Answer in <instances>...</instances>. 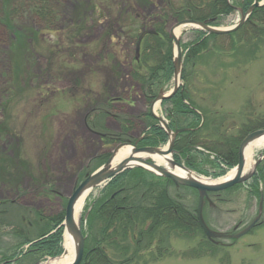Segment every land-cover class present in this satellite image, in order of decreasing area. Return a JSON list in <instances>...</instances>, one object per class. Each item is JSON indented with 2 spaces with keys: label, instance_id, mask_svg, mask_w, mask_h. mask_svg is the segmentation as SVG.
<instances>
[{
  "label": "rangeland",
  "instance_id": "374dc122",
  "mask_svg": "<svg viewBox=\"0 0 264 264\" xmlns=\"http://www.w3.org/2000/svg\"><path fill=\"white\" fill-rule=\"evenodd\" d=\"M227 1L235 10L218 16L219 24L212 25L215 28L232 27L241 18L239 9L245 0ZM256 1L264 5L263 0ZM62 2L65 18L55 32L38 29L29 44L24 39L17 46L12 59L5 62L6 68L0 60V76L7 70L11 80V90L5 93L6 78L0 77V259L2 253L15 258L14 249H8L21 241L17 232L27 230L32 235L42 222L38 218L61 212L74 183L104 163L121 141L107 143L102 136L118 132L119 119L126 121L133 140L147 129L142 115L149 104L144 102L142 87L129 76L134 52L125 30L135 14L146 22L157 20L162 0H113L109 9L97 7L95 11L94 0ZM248 2L254 4V0ZM249 16L237 28L232 46L226 41L218 44L222 53L199 54L203 57L184 70L186 81L181 71L179 86L189 90V100L202 116L200 141L211 150L202 149L201 144L197 148L206 155L227 152L228 146L238 148L248 131L264 127V18L253 22ZM122 19H127L120 27L122 33L114 29L111 42L106 44L108 38L104 37L102 43L100 37L107 28H115ZM178 21L169 18L167 29ZM27 23L30 25L26 16L15 22L21 27ZM194 29L186 25L178 36L182 61L183 45L194 40ZM103 48L107 49L105 54ZM173 86L171 78L158 89L167 94ZM107 103H111L109 108ZM155 105L154 112L167 120L160 102ZM99 108L108 109L110 115H97ZM261 149L255 150L254 160ZM192 164L196 166L192 172L203 178L215 180L227 174H199L214 171L199 157ZM148 178L164 188L156 202L134 205L130 204L131 193L124 196L107 233L101 237L100 249L86 253L85 264H264L263 184L258 185L263 206L257 225L234 242L211 241L195 219L196 192L175 187L170 181L166 186L162 179ZM102 188L89 192L81 212L85 251L96 245L101 226L97 217L92 220L94 212L86 210L100 197ZM253 190L248 181L210 193V204L203 212L207 225L230 231L248 224L258 209ZM102 249L108 259L102 257ZM24 257L17 264L47 263L51 259Z\"/></svg>",
  "mask_w": 264,
  "mask_h": 264
},
{
  "label": "trees",
  "instance_id": "16d2710c",
  "mask_svg": "<svg viewBox=\"0 0 264 264\" xmlns=\"http://www.w3.org/2000/svg\"><path fill=\"white\" fill-rule=\"evenodd\" d=\"M113 0H94V11L97 7L109 9V3ZM245 0L242 9L247 10L250 2ZM178 4V5H177ZM235 10L234 6L227 0H162L161 12L156 16L158 19L146 22L140 20L135 14L130 17V23H126L127 19L123 20L119 25V21L116 22L115 28L110 25L104 33V36L100 37V41L104 42V37L108 38L110 43V34L114 32V29H118L122 33V23H126L127 30L125 33L130 34V40L133 44V57H131V66L129 76L142 87L143 98L146 104H149L158 92V85L162 82H168L173 76V64H172V39L168 34V20L173 18L174 20L190 19L205 22L210 25H218V16L229 15ZM93 11V12H94ZM65 4L62 0H0V47L3 52H0V60L9 63L12 59L11 56L17 49V46L23 43L29 44L31 40L39 33L38 29L44 31L55 32V27L64 21L65 18ZM223 14V15H222ZM26 16L30 22L25 27H21L15 24L19 17ZM75 16V14H74ZM76 17V16H75ZM264 18V5L256 7L249 16V20L259 21ZM149 24V25H148ZM151 29V34H146L140 43L139 54L135 55V45L139 34L145 30ZM196 37L194 40L183 45L185 53L183 57V73L182 78L186 81L184 70L186 66L190 67L196 64L201 55L199 54H211L222 53L221 48L218 47L227 44L233 45V38L237 35L238 30L224 34H206L205 31L200 29H194ZM209 41L212 42L211 46ZM219 41H224L218 43ZM104 45V48L106 47ZM216 44V45H215ZM103 48V49H104ZM54 52V51H52ZM201 52V53H200ZM53 54V53H51ZM203 56H201L202 58ZM9 67V66H8ZM6 68V65H5ZM7 71V70H6ZM4 71L0 77L6 78L3 84L5 86L4 91L7 93V89H10L11 80L9 79L8 72ZM9 71V70H8ZM189 90L179 89L174 95L169 98H165L161 101V107H163L164 116L167 118L168 126L175 130L177 128H188L177 135L174 147L178 150V154L175 156L176 160H183L184 163L190 168H196L192 163L196 157H199L202 162L210 164L214 170L212 174H208L205 171H199L201 174L211 175L214 177L221 176L226 173L228 169L233 167L237 161V147L231 148L228 146V151L223 153L213 152V158L210 159L209 155H206L204 151L198 150L197 145L201 144L200 141V122L202 116L196 111L189 100ZM110 105V104H109ZM108 107V103H107ZM108 110V109H107ZM106 109H97V115H109L110 113ZM142 117L146 118L145 124L147 125L144 137L139 142L140 145L158 146L167 142L168 135L166 131L160 126L159 122L153 118L149 111H146ZM118 132L106 134V142H114L115 140L132 141L129 132L130 127L125 124L123 119L118 120ZM201 127V126H200ZM132 128V127H131ZM211 150L208 146H203L202 149ZM264 153V150H263ZM178 161V162H179ZM129 181L123 182L121 186L124 188L117 196L111 197L110 192L106 191L101 199H97V204L93 205L91 212H94L92 220L97 217V222L100 225V234L105 235L107 233L109 223L117 209H119L122 196L137 195L138 199L135 200L137 204H145L149 199H153L152 203H155L158 195L164 189L159 182L147 181L148 177H156L149 171L141 168H133L118 175L116 179L121 181L125 180L126 176H129ZM160 179V178H157ZM163 180V179H162ZM165 181V180H164ZM119 182L113 184L110 187H116ZM251 187L257 194H262L258 185H264V158L259 162L256 170L250 180ZM166 184V181H165ZM263 195V194H262ZM166 209L165 207H161ZM90 212V214H91ZM63 214L64 210L52 217H39L42 219L41 224L34 228L32 235L29 232L22 230L17 232L20 238V242L14 246L9 247L8 251L14 249L13 257H19L14 262H20V258L24 259V256H36L39 258L55 257L62 253V233H63ZM40 216V214L38 215ZM33 236V237H32ZM27 246L23 252L22 248ZM23 256V257H22ZM15 257V258H16ZM7 258V259H6ZM83 260L82 264H85ZM11 255L8 253H2L0 264H12Z\"/></svg>",
  "mask_w": 264,
  "mask_h": 264
},
{
  "label": "water",
  "instance_id": "95a60500",
  "mask_svg": "<svg viewBox=\"0 0 264 264\" xmlns=\"http://www.w3.org/2000/svg\"><path fill=\"white\" fill-rule=\"evenodd\" d=\"M259 5L261 4H259L256 0H254V4L250 6V8L248 9L246 13L243 14L242 10H239L241 14L240 20L236 24H234L232 27H229V28H215V27H211L207 25L204 22L184 19V20H180L176 22L169 29V35L172 37L173 42H174L173 43L174 44V57H173L174 86H173V89L167 94H162L161 92H159V94L157 95V97L154 99V101L152 102L150 106V112L152 113L153 116H155V118L159 120L163 128L168 133L169 141L165 149L155 147V146L138 147L137 141L139 139L135 143H132V144L128 142L119 143L111 151V154L108 157V159L100 167H98L96 170L88 174L79 183L77 182L75 183L72 189V192L69 195L67 202H66V206L64 210V221H63L64 233L66 231L67 233L73 235L76 238L74 257H73L72 262L68 264H80L83 258V253H84L85 236L82 234L80 226H78L75 223L74 218H73L74 207H75V204L78 198L85 190L91 191L93 188L103 185L104 183L107 182L108 179L122 172L124 169H129V168L141 167V168H144L154 173L157 176H162V177L171 179L176 184L186 185L191 188H194L198 194L197 206H196V220H197V224L201 228L204 235L209 240H213L215 238H220V237H229L228 235L224 234V232L222 233L213 232L206 225V223L203 220V215H202L203 204L205 200H208L209 192H217V191L225 190L233 185L245 182L253 175V172L255 171V168L257 164L259 163V160L262 158V154L261 153L258 154L259 158L254 161L252 169L250 171L245 172L244 170L245 161L243 157V151L246 145H248L252 140L264 135V128L254 130L250 132L249 134H247L242 139L238 147V160H237L236 166L234 167L236 169L235 174L230 179L226 181H222V182H217V183H206L199 179H187V178H182L180 176H177L172 171L168 170L163 164L156 163L155 160L151 156H149L153 154H157L159 156L171 155V157L167 160L171 168L177 166L187 171H191L189 168H187L183 164L177 163L172 158V154L174 152L173 151V141L177 133H179L183 129H177L175 131H171L169 127L167 126V124L165 123V121L161 117H158L153 113V105L155 104V102H160L164 98H167L173 95L177 91L178 86L180 84L179 82L181 79V71H182V53H181V48H180V39L179 37H175L173 34L174 28L184 27L186 25H189L191 27L203 29L209 33H217V34L233 31V30H236L243 23V21L247 18L248 14L253 9V7L259 6ZM148 33H152V31L144 30L143 32H141L140 36L138 37L137 43H136V52H138L141 39L143 38L145 34H148ZM127 146L131 148L130 153L126 155L125 157H123L119 162L113 164L112 160L117 154V152L121 148L127 147ZM139 153H145L146 156H143V157L137 156V154ZM253 225H254V222L250 223L245 230L241 231L236 236H240L246 233ZM59 257H61V255L55 258H59ZM55 258H51L50 260L55 259ZM34 264H48V263L36 262Z\"/></svg>",
  "mask_w": 264,
  "mask_h": 264
},
{
  "label": "bare ground",
  "instance_id": "6f19581e",
  "mask_svg": "<svg viewBox=\"0 0 264 264\" xmlns=\"http://www.w3.org/2000/svg\"><path fill=\"white\" fill-rule=\"evenodd\" d=\"M250 6H251V4H249V6H248L247 9H249ZM255 7H257V6H255ZM255 7H253V9ZM183 28L184 27H178V28L176 27V28H174L173 29L174 36L175 37H178L180 35V32L183 30ZM106 51H107V49H103V52H104L103 54H105ZM156 107H157V105H154V109ZM108 112H110V111H108ZM261 148H264V135L255 138L248 145H246V147L244 148V151H243V157H244V161H245V164H244V170H245V172L250 171L252 169V166L254 164V157H253L254 152H255L256 149H261ZM163 149H165V148H163ZM130 151H131V148L128 147V146L121 148L117 152V154L115 155V157L113 158L112 163L115 164V163L119 162L123 157H125L126 155H128L130 153ZM110 154H111V152H110ZM110 154L108 155V157L110 156ZM137 156L143 157V156H146V155H145V153H139V154H137ZM149 156H151L155 160L156 163L163 164L168 170L172 171L177 176H180L182 178H187V179H199V180H202V181H204L206 183H217V182L226 181V180L230 179L235 174V170H236L235 168L231 169L229 172H227V174L225 176H223L222 178H219V179H215V180L214 179H207V178H203V177H200V176L196 175L192 171H187V170H185L183 168H180V167H177V166H175L173 168H169L168 166H166V165H168V161L167 160L170 158V156H168V155L159 156L157 154H153V155H149ZM108 157L105 159V161L108 159ZM237 160H238V152H237ZM131 169H133V168L124 169L122 172H120L117 175H115V176L111 177L110 179H108L107 182L104 183L103 185L98 186V187H101V188L103 187L102 190H101V194H100L99 199H101L103 197V194H106V191L108 190V188H110V190H111V192H110L111 197L117 196V194H119L120 191L124 187L121 186V185L120 186L117 185L116 187H110V186H112L113 184L121 181L120 179L119 180L116 179V177L118 175L124 173L125 171L131 170ZM141 169H144V168H141ZM87 175L88 174H86V173L83 174L80 179L83 180ZM129 178H130V175L129 176H126L125 177L126 181H129ZM155 178H160V179L165 180L166 181V186H168L167 179L165 177L157 176ZM147 181H153V180H151L150 178H147ZM170 183L173 186H175V187L188 188V189H191L194 192H196V190L194 188H191L189 186L181 185V184H176L174 181H171ZM89 192H90L89 190H85L80 195V197L78 198V200H77V202L75 204V207H74L73 218H74L75 223L78 226H80L81 212H82V209H83L84 201H85L86 197L88 196ZM252 192H254V190ZM196 194H197V192H196ZM254 195L257 196V199H258V209H257L256 216L248 224L243 225L241 228L235 227V228H237L236 230L235 229L234 230L232 229L230 231H218V230H215V229H211L207 225V223H206V220L204 218L205 215H203L204 222L206 223V225L213 232H216V233H222V232H224V234H226L228 236H231L230 239L232 240V242H234L235 240H237L241 236V235L240 236H236V235L238 233H240L241 231L245 230L250 223L254 222V225L250 229L254 228L257 225V222H258V219H259V215H260V211H261V208L263 206V197L261 196V194H257V192H255ZM124 196L125 195H123L122 198ZM136 199H138V196L135 195V194L132 195L131 198H130V204L136 205L137 204L135 202ZM197 199H198V195H197ZM153 200H154V198L153 199H149L148 202H147V204H151ZM97 201H95L93 205L97 204ZM134 207H136V206H134ZM134 207H131V208H134ZM126 209L128 210L127 207H126ZM118 210L119 209H117V212H118ZM168 210L170 211V209H168ZM116 213H115V215H116ZM102 236L103 235L100 234V231H98L96 245L93 246V249H90L93 253H97L98 252V248H99V244L101 243V237ZM215 239L216 240H221V239H226V237H220V238H215ZM75 246H76V238L73 235H71V234H69V233H67L65 231L64 237H63V249H64L63 254L59 258H55V259L49 260L47 263L48 264H68V263L72 262L73 257H74V252H75ZM101 254H102V257L104 259H108L107 258V255H106V253H105V251L103 249L101 250Z\"/></svg>",
  "mask_w": 264,
  "mask_h": 264
},
{
  "label": "flooded vegetation",
  "instance_id": "af4514ba",
  "mask_svg": "<svg viewBox=\"0 0 264 264\" xmlns=\"http://www.w3.org/2000/svg\"><path fill=\"white\" fill-rule=\"evenodd\" d=\"M176 152H177L176 154H178V150ZM90 252H91V250H86L85 251V253H90Z\"/></svg>",
  "mask_w": 264,
  "mask_h": 264
}]
</instances>
